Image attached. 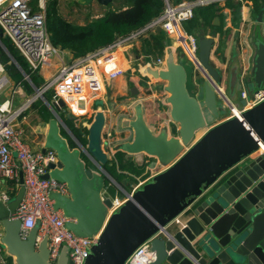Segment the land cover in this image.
I'll return each instance as SVG.
<instances>
[{"label":"water","instance_id":"95a60500","mask_svg":"<svg viewBox=\"0 0 264 264\" xmlns=\"http://www.w3.org/2000/svg\"><path fill=\"white\" fill-rule=\"evenodd\" d=\"M98 2L108 6L114 0ZM263 13L264 10L259 13L260 21ZM158 30L162 31L161 27ZM198 38L201 69L206 73L198 93L189 91L186 67L172 49L167 52L165 68L146 70L166 82L170 121L150 126L142 104H137L135 118L125 120L123 125L134 131L133 139L118 143L113 150L152 158L150 168L159 174L131 196L119 213L111 214L106 223L113 196L103 195L105 181L119 183L104 169L110 161L103 149L105 113L97 111L88 127L87 144L79 140L78 146L72 148L61 132L63 118L59 112L66 107L64 99L50 103L31 80L40 93L38 97L46 99L53 114L42 150L53 149L58 162L50 165L45 177L65 182L70 190V195H52L55 208L64 209L71 219L67 227L76 234L92 237L100 233L98 246L86 264H124L140 243L158 231L151 241L155 253L152 264H264V156H249L258 149V140L264 141V101L248 109L243 114L244 121L232 118L192 143L197 134L226 113L220 102L221 73L211 63L215 39L210 35ZM257 52L254 71L258 87L254 92L264 90V43ZM7 54L19 66L12 54ZM19 68L23 74V68ZM233 81L241 90L238 72ZM241 104L246 105V100ZM203 183L212 186L202 192ZM24 190L23 185L8 205L0 200L3 243L17 264H52L47 237L35 246L38 225L24 239L21 221L11 218ZM183 211L180 223L171 222ZM56 264H73L66 248Z\"/></svg>","mask_w":264,"mask_h":264},{"label":"built area","instance_id":"2783aa9c","mask_svg":"<svg viewBox=\"0 0 264 264\" xmlns=\"http://www.w3.org/2000/svg\"><path fill=\"white\" fill-rule=\"evenodd\" d=\"M226 1L182 0L172 3L166 0L162 14L149 24L128 35L119 36L114 43L70 62L63 57L64 49L59 45L56 46L50 39L45 20L47 0H0V28L2 29L0 45L6 52H9L1 38L10 40L19 54L26 59L29 71L32 73L41 74L44 68H52L55 61L59 62L60 65L51 78L43 83L39 92L41 91L42 96H45L46 92L52 91L53 99L49 101L50 103L58 102L62 98L66 106L70 107L74 106L78 98L87 91L96 92L102 88L103 78L99 74L97 61H102L105 66L114 65L118 61L116 55L118 49L125 47L132 39L154 31L158 27H161L166 36L174 39L177 47L181 49L182 58H187L189 64L202 71L198 54L199 38L197 35L188 33L184 29V23L194 17L197 7ZM235 1L248 2L249 0ZM13 63L21 71L19 68L21 65L18 66L14 61ZM165 65L164 58H158L155 65L151 64L158 70L165 68ZM122 72L125 70L116 66L109 75L114 77ZM23 74L32 84V78L24 69ZM204 74L206 76L205 72ZM11 82L12 78L7 72L6 65L0 59V182L2 184L0 200L4 205H8L24 185V197L16 208V212L11 216L12 219L21 221L22 237L25 239L38 225L35 246L47 237V247L50 251L49 261L52 264H56L64 248L67 249L69 259L73 264H86L94 248L98 246L100 233L92 237L76 234L67 227V222L71 219L67 217L64 209L55 208L56 201L53 194L70 195L65 182L45 177L51 170L50 165L58 162L57 152L50 148L45 151L36 150L24 140L23 130L19 127V118L34 98L27 99L20 107H15L14 94L3 99L4 92ZM242 87L241 96L246 100V105L241 109L232 104L228 105L231 109L229 118H238L241 121L244 118L242 119L238 113L243 116L248 109L264 101V90L255 92L254 97L250 98L249 91L244 89L243 81ZM219 89L222 92L221 96L228 101L220 86ZM44 101L46 102V99ZM257 146V151L264 156V141L259 139ZM133 191L126 192L125 199L113 198L111 212L114 213L128 201L134 195ZM181 221V215H177L171 222L180 223ZM4 235L5 229L0 219V264H10L6 254L7 248L3 243ZM156 235L140 243L138 248L127 257L124 264H152L155 260V253L152 250L151 241Z\"/></svg>","mask_w":264,"mask_h":264},{"label":"crops","instance_id":"0c3cea01","mask_svg":"<svg viewBox=\"0 0 264 264\" xmlns=\"http://www.w3.org/2000/svg\"><path fill=\"white\" fill-rule=\"evenodd\" d=\"M58 1L61 13L69 17L70 20L79 22H84L87 19H92L103 14L108 7L99 3L98 0ZM120 3H123V0H114L113 2L116 5ZM216 4L220 8L224 32L216 36L210 35L215 39L211 50V63L221 73L222 82L219 86L224 91L228 101L221 97L220 102L224 105L226 113L221 114L220 118L214 123H211L206 130L201 131V134H197L192 143H195L205 136L211 128L224 124L232 119L229 118L231 116L229 104L234 105L238 109L244 107L241 104L243 100L241 96L242 90H237V83L233 81L234 73L238 72L240 75V82L241 84L242 81L244 82V89L249 91L250 98L254 97V89L258 87L254 69L255 59L258 53L257 48L261 43H264V16L263 20L260 21V12L255 9L252 0L248 2L227 0L226 2ZM216 23L220 24L221 21L216 19ZM154 31L132 39L125 47L118 49L116 52L118 61L114 65L105 66L102 61H97L99 74L103 78L102 88L96 92L87 91L82 97L78 98L74 106H66L63 108L66 117L72 119L77 126L79 125L81 127L80 132H82L84 137H87V140L89 135L88 127L94 121L97 111H103L105 113L106 124L103 129V149L108 153L110 161H116L117 163H119L118 152H123L121 154V164L124 165V169L120 170L127 175L124 181V187L120 184L117 185L118 187L115 186L119 193L113 196V198L120 197L121 199H125L126 192H132L133 190L134 194H136L139 189L144 188V185L154 181L155 176L159 174L150 168V164L153 161L152 158L144 154L131 155L122 150H113V147L118 143L133 139L134 131L123 125L126 123L125 120L135 118V107L137 104H142L145 120L150 126L168 123L170 121L169 106L166 102L168 94L164 91L166 82L154 78L146 70L153 68L151 64L155 65L158 58H164L166 61L168 50L172 49L175 54L178 47L172 37L166 36L163 31H159L156 28V31L161 32L166 38L164 54L156 55L157 53H148L144 47V39H149L153 42L152 33ZM178 55L176 57L181 61L183 58L180 54ZM63 57L70 62L80 58L74 57L67 49H64ZM59 65L60 63L55 61L52 68H44L42 70L41 75L45 78V81L51 78ZM116 66L122 67L125 72L110 77L109 73ZM191 73L192 82L189 85L190 79H188V88L190 92L196 94L198 93V86L205 82L206 76L204 72L195 69L193 66ZM232 91H235L233 97L231 95ZM46 106L51 114L48 120H45L42 115H39L38 109L35 107L37 115L34 114V111L24 110L19 118V127L23 130L24 140L36 150H42L44 147L49 121L53 117L52 110L48 105ZM37 118L38 120L35 121ZM61 132L67 137L72 148L78 146L79 140L68 128L64 119ZM249 154L250 157L261 155L257 149ZM140 161L144 162L141 163ZM90 164L94 170L98 171L93 162H90ZM139 165H142L144 169V172L141 174H138L136 171L141 168ZM211 186V183H203L200 191H206ZM0 187H2L1 182ZM103 195L105 197L109 195L107 188L104 189ZM125 203L114 213H119ZM183 213L184 211L179 212L178 215H181L183 218ZM111 214L113 213L110 209L105 223ZM170 223H167V225ZM6 254L10 264H17L15 256L8 248Z\"/></svg>","mask_w":264,"mask_h":264},{"label":"trees","instance_id":"16d2710c","mask_svg":"<svg viewBox=\"0 0 264 264\" xmlns=\"http://www.w3.org/2000/svg\"><path fill=\"white\" fill-rule=\"evenodd\" d=\"M36 1V0H35ZM46 4V23L50 33V39L57 46L62 49L69 50L74 57H81L90 52L114 43L119 36H125L132 31L137 30L147 24L153 19L162 14L166 0H123V3L118 5L110 4L103 14L96 16L92 19H87L84 22L72 21L69 17L63 15L60 11L58 0H47ZM172 3H178L182 0H169ZM255 9L260 12L264 8V0H252ZM216 19L221 21L220 24L216 23ZM184 29L188 33L200 36H208L222 34V15L220 8L216 3L207 6L197 7L194 11V17L188 22L184 23ZM153 42L149 39H144V47L150 54L157 53L156 55L164 54L166 46V38L161 32L156 30L152 33ZM8 48L12 56L17 60L19 65L30 75L35 86H39L45 82V78L40 73H32L29 71L28 63L23 58L17 49L13 46L12 42L4 37L1 38ZM0 59L5 63L7 72L10 78L20 83L22 81V74L18 67L8 59L4 51H0ZM47 100L53 99L52 91L45 93ZM39 115L45 120L51 116L48 107L45 103H40L38 107ZM59 114L64 119V122L71 130L72 133L83 144H87V137L82 135L81 127L76 125L74 121L64 113L62 109ZM118 152V161H109L104 165V169L113 177V179L124 187V181L127 175L120 169H124L121 164V154ZM87 160V156H84ZM137 169V173L144 172L142 168ZM105 188L112 196H116L119 192L118 189L112 184L109 179L105 181Z\"/></svg>","mask_w":264,"mask_h":264},{"label":"rangeland","instance_id":"374dc122","mask_svg":"<svg viewBox=\"0 0 264 264\" xmlns=\"http://www.w3.org/2000/svg\"><path fill=\"white\" fill-rule=\"evenodd\" d=\"M88 1H92V0H88ZM1 50L4 51V53L7 55L8 59H10L9 55L7 54L6 50L4 49V47L2 45H0V51ZM177 52H178V54H180V56H182L180 48L176 49V53H175L177 56H179L177 54ZM181 61L186 67V70L188 73V79H190V81H189V85H190V83L192 82V80H191L192 65L188 63V60L185 57H184V59H181ZM12 62H13L12 59H10L9 63H12ZM42 85L43 84L36 86V88L38 90H40ZM12 94H14V97H15V107H20L21 104L26 102L27 99H29V98L37 97V99L35 100L34 103H32L31 105H29L28 107L25 108L26 111H34L35 112L34 114H36V115H37L36 109H38V107L40 106V103H45L44 99L41 96H39V97L36 96L37 92L35 91V86H32V84H30V82L28 80H26V78L23 76V74H22V81H20V83H17L12 78L11 85L5 90L3 99L6 96H10ZM37 120H38V118L35 119V121H37ZM113 185L117 186V184H115V183H113Z\"/></svg>","mask_w":264,"mask_h":264},{"label":"bare ground","instance_id":"6f19581e","mask_svg":"<svg viewBox=\"0 0 264 264\" xmlns=\"http://www.w3.org/2000/svg\"><path fill=\"white\" fill-rule=\"evenodd\" d=\"M34 99H36V97H35ZM34 99H33V100H34ZM237 112H239V111H237ZM238 114H239V116L243 119V116H242L240 113H238ZM242 121H244V119H243ZM199 134H201V133H199Z\"/></svg>","mask_w":264,"mask_h":264}]
</instances>
